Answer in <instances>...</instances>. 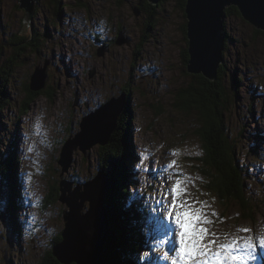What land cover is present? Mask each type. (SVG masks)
Listing matches in <instances>:
<instances>
[{"label":"rangeland","instance_id":"1","mask_svg":"<svg viewBox=\"0 0 264 264\" xmlns=\"http://www.w3.org/2000/svg\"><path fill=\"white\" fill-rule=\"evenodd\" d=\"M117 1L61 0V5H57V21L51 13L57 0H40L42 9L37 17L45 11L48 20L34 21V25L47 32V36L43 35L38 45L32 42L12 45L7 40L15 42L24 10L18 7L19 0H0V158L8 153L10 145H15L17 154L21 152V164L16 168L19 172L16 190H19L15 192L20 196L15 197L13 204L19 212L17 226H6L3 210V185L8 188L11 180L0 181V264H43L50 255L54 246L50 244L51 238L54 240L63 229V211L69 209L59 199L58 185H53L66 178L74 190L77 182L72 179L78 176L83 182L89 178L100 165L97 156L100 158L102 152L109 149L103 146L100 150L101 145L97 143L83 153L78 147L73 151L71 165L64 171L57 157L64 142L74 138L80 130L79 123L83 118L97 111L94 107L98 103L104 104L115 95L121 98L122 93L130 98L125 102L130 104L129 108L123 104L129 115H125V111L122 117L118 116L119 129L114 131V138L116 144L124 140L125 148L133 150L130 157L133 160H128L132 171L129 192L125 196L142 205L155 204L160 209L161 203L151 197H163L174 181L175 177L170 180L163 168L173 159L180 168V155H171L173 149H179L183 160L191 159V163H196L195 170H180L200 178V191L207 194L204 201L223 218L222 223L217 217L212 218L217 222L208 226L220 240H224V233L229 237L264 235V158L262 153L257 157L251 153L255 150V141L259 145L263 143L260 134L264 138V30L235 15L224 19V32L230 40L225 43L220 63L227 66L225 82L233 70L242 77L237 85L238 96L222 89L217 105L215 102L217 117L214 122H205L206 125L201 122L202 125L195 122L182 106L175 109L170 101L178 87L184 84V78L191 77L183 72L182 65L186 46L184 7L179 6L177 0L163 2V8L146 2L137 8L136 14L133 6L136 0ZM23 31L27 34L29 27L25 25ZM121 36L125 41L118 44ZM101 49L102 54H98ZM46 64L44 87L39 91L29 89L30 93L25 96L24 88L31 81L33 72ZM156 104L161 105L159 109L153 108ZM222 123L229 128L230 147L242 166L239 177L247 180L248 191L257 199L255 215L244 227L245 220L237 207L230 210L235 216L224 218L227 213L221 196L210 189L212 184L207 185V163L204 159L196 160L204 151L199 135L205 139L220 136L216 131L220 132ZM128 128L131 141L125 137ZM145 150L148 158L136 168L141 164V154ZM251 156L254 157L252 164L245 165L251 163ZM9 177L11 179V172ZM187 187L191 194L195 193L190 183ZM25 188L30 193L28 208H24L27 204ZM200 191L192 198L201 195ZM41 200L46 201L42 203ZM49 200H52L51 204H48ZM260 203L262 207L258 206ZM248 205L251 209L249 202ZM9 212H12L11 207ZM23 218H27L29 224L24 235L27 225ZM154 219L148 221L150 227ZM163 224L166 225L165 221ZM249 225L252 227L250 233L236 231ZM14 227L17 241L9 232ZM145 228L147 226L139 231L143 230L148 237ZM4 248H8L6 253ZM149 248L152 251L147 257L154 259L156 255L152 247ZM257 252L254 264H264L259 248ZM142 261L141 264H149L144 258ZM159 261L165 264L160 258Z\"/></svg>","mask_w":264,"mask_h":264},{"label":"water","instance_id":"2","mask_svg":"<svg viewBox=\"0 0 264 264\" xmlns=\"http://www.w3.org/2000/svg\"><path fill=\"white\" fill-rule=\"evenodd\" d=\"M161 1L148 0L152 6ZM18 7L25 11V25L30 24L35 0H19ZM229 7H235L245 21L264 30V0H185L186 73L215 79L217 67L223 60L227 38L223 22ZM134 12L138 13L137 8H134ZM124 41L121 36L117 43ZM45 70L46 66L34 72L29 83L30 90L39 91L44 87ZM122 95L121 98L112 96L96 112L83 118L80 130L62 146L58 158L62 169L66 170L71 165L73 151L78 147L85 152L94 144L105 145L110 141L118 116L122 113L119 110L126 102V95ZM71 186V182L63 179L58 182L59 199L69 209L63 211V229L52 255L62 264H98L100 255L108 248L111 233L106 209V193L109 190L107 176L100 170L94 178L77 184L74 190ZM194 198L204 201L202 194Z\"/></svg>","mask_w":264,"mask_h":264},{"label":"trees","instance_id":"3","mask_svg":"<svg viewBox=\"0 0 264 264\" xmlns=\"http://www.w3.org/2000/svg\"><path fill=\"white\" fill-rule=\"evenodd\" d=\"M125 1L127 0H119L117 2L123 3ZM165 1L168 0H162L158 5L155 6H159L163 8L164 7L163 2ZM146 2L149 3L148 0H136L134 3L136 5L133 4V6L135 8L142 7ZM59 3L60 0L57 2L58 6ZM177 3L179 4V6L183 8L185 4V0H177ZM226 14L227 16L235 15L237 17H241L240 13L235 7H229L228 9H226ZM37 18H38L37 12H35L33 18V24L34 21L38 23ZM22 22H23V18L20 20V25H19L20 33L15 39V42L13 43L7 40L9 44L22 45L26 42H32L38 45L40 38H42L43 35L47 36L48 34L47 32L46 33L44 31L42 32V30H39L34 25V29L32 31L33 32L32 40H29L31 33L28 32L26 35L22 34V29H21ZM255 30L256 32H261L258 29ZM184 31H185V27H184ZM186 47L187 45L185 46V48H183V53H182L183 72L185 71V65L187 64V60H188ZM230 74L231 76L229 77L228 81L225 82V77L228 75L227 66L222 63L217 67L216 77L213 80H209L205 76L199 74H194L191 75V77L184 78V84L178 87L179 90L175 91L176 93H174V96L171 97L170 101L173 107L177 109L179 106H182V109L189 112L187 114L195 118V122H198V124L202 122L204 125H206L205 122H214V117H217L218 114L216 113L215 102L217 105L219 101V93L222 91V89L224 91L227 90L231 91V93L235 97L238 96L237 85L240 82L239 79H241V76H236V72L233 71H231ZM29 83L30 82H28V84H26L24 88L25 96L27 95V93H30ZM214 95L216 96L214 97ZM125 100L129 101L130 98L126 96ZM126 106L129 108L130 104ZM160 106H161L160 104H156L153 108L159 109ZM221 108L222 107L219 106L220 111L223 110ZM125 111H124L125 115L126 114L129 115L127 113V108H125ZM129 132L130 129L128 128L125 137H127L128 140L131 141ZM216 132L217 134L220 133V136H213L212 138L207 137L205 139L204 137H200L199 135V138L202 141L201 147L204 151L202 150L203 156L198 157L197 159L198 160L204 159L205 162L207 163V173H208V175H206L207 185L212 184L210 189L214 191L216 194L218 193L219 196H221L222 206H225L227 213V216H224L225 219L230 217L231 215H234V211L230 212V210H233L235 207H237L241 215V218L244 220H250L251 218H253V215H255L256 212V206H254V202L257 200L255 198L256 195L254 194L253 196V194L248 191V186L246 181L242 180L238 176V169H237L238 159L234 158L233 149L230 147L229 128H226L222 123L220 132L218 131ZM112 136L114 138V132L110 136V142H109L110 144L106 143V147L109 150L103 151L100 158H98L97 156V160L100 161V165L98 166L99 168H103L104 173L107 174L108 180L111 184V188L106 194V209L108 213L111 235L107 244L108 248L101 254L100 261L98 264H133V262L132 261L129 262L125 256V252L129 249L126 248L127 243H130L133 249H138L142 251L143 254L145 253V257H147L152 250L149 248V246L146 247V245H140L139 242L132 239L135 232H137L138 237L143 232V230L139 231V229L137 228V226H135V224H134V228L132 227L131 221L137 213L132 211L130 208H126L124 205V201L127 198L125 195L126 193L129 192L128 181L130 180L129 179L130 175H128L129 172L128 163L130 162H128V160L133 154L132 153L133 150L130 151L129 149L127 150V147L125 148L124 140L123 143L119 142L116 144L115 138L112 139ZM260 139H264V138L261 136ZM11 146L13 147V145ZM124 148L130 152L124 154ZM102 149H104L103 146L100 147V150ZM15 154L16 152L13 147L7 155L8 158L3 159V161H8V162L0 165V167H2L0 171L1 178H5L8 181L11 180L9 182L8 189L11 194L12 204L10 206L9 205L7 206L8 208L6 210V214L7 216H11V220L14 222V225L16 224V222L19 221V219H18V212L13 209L14 207L13 204L15 201V197L20 196V194H18V196L15 195V192H17L16 181H19L16 180V174H17L16 168H19V162H20V160L15 158L14 156ZM132 160L133 159L130 158V161ZM12 171H13V176H11L10 179L9 173ZM58 182L55 183L53 187L58 185ZM54 189L57 191V187H55ZM134 202H136L139 206H142V204L135 199ZM248 202L250 203L251 209L249 208ZM262 205L263 204H260L258 206L262 207ZM9 207L12 208V212H9ZM250 211L254 214H251ZM144 220L145 219H140L139 222L140 223L144 222ZM13 231H15V227ZM58 240H60V236H58L54 241L57 242ZM49 253L50 255L49 254L47 255L45 262H43V264H62L52 255V249L49 251ZM140 262H142V259H140Z\"/></svg>","mask_w":264,"mask_h":264},{"label":"snow or ice","instance_id":"4","mask_svg":"<svg viewBox=\"0 0 264 264\" xmlns=\"http://www.w3.org/2000/svg\"><path fill=\"white\" fill-rule=\"evenodd\" d=\"M171 155L179 156L180 150L173 149ZM147 158L145 150L137 167H141ZM176 166L177 160L173 159L163 168L170 180L175 179L163 193V199L169 201L163 215L154 219L151 225L164 235V238L154 241L159 258L166 264H254L259 248L264 259V235L229 237L228 233H224V240H220L219 235L208 226L217 222L211 217H217L221 223L223 218L215 210L208 211L211 206L207 201L192 198L187 185L194 183V178ZM162 221L168 223L165 225ZM236 231L250 233L252 230L238 228Z\"/></svg>","mask_w":264,"mask_h":264},{"label":"bare ground","instance_id":"5","mask_svg":"<svg viewBox=\"0 0 264 264\" xmlns=\"http://www.w3.org/2000/svg\"><path fill=\"white\" fill-rule=\"evenodd\" d=\"M26 26L27 27H29L30 28V25L29 24H26ZM31 30H32V28H31ZM33 31V30H32ZM127 40V39H126ZM101 52H102V49H101ZM35 72V71H34ZM34 72H33V74H34ZM33 74H32V76L31 77H33ZM34 79L35 80H37V78L36 77H34ZM123 94V93H122ZM120 112H124V109L122 108L121 110H119ZM79 125H80V123H79ZM72 136V135H71ZM90 148H88V150H89ZM86 152V151H85ZM85 152H83V153H85ZM62 171H64V169H61ZM67 170V169H66ZM107 175V174H106ZM63 180H66V181H68V182H71L70 180H68V179H66V178H63ZM72 184V183H71ZM154 252V251H153ZM155 259H156V257H154Z\"/></svg>","mask_w":264,"mask_h":264}]
</instances>
